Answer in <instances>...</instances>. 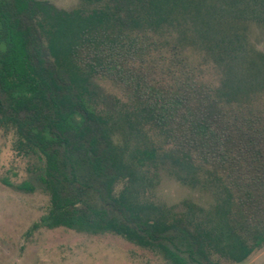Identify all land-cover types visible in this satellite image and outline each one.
<instances>
[{
  "label": "trees",
  "instance_id": "trees-1",
  "mask_svg": "<svg viewBox=\"0 0 264 264\" xmlns=\"http://www.w3.org/2000/svg\"><path fill=\"white\" fill-rule=\"evenodd\" d=\"M82 1L86 8L65 11L0 0V128L37 160L49 198L32 229L112 234L167 264L243 263L264 247V116L222 100L264 94V52L249 58L246 45L250 24L264 29V0ZM172 31L224 60L225 90L194 87L186 74L167 85L152 77L150 34ZM94 79L129 96V146L115 141ZM158 162L208 193L209 206L185 203L175 214L146 200L144 173ZM19 189L33 191L27 182Z\"/></svg>",
  "mask_w": 264,
  "mask_h": 264
},
{
  "label": "rangeland",
  "instance_id": "rangeland-1",
  "mask_svg": "<svg viewBox=\"0 0 264 264\" xmlns=\"http://www.w3.org/2000/svg\"><path fill=\"white\" fill-rule=\"evenodd\" d=\"M39 1L65 11L87 7L82 0ZM150 35L149 41H154L155 46L151 47L150 62L145 66L151 67L152 77L158 82L164 85L183 82L186 80L183 74H186L189 84L204 86L214 95L230 84L232 78L225 69L224 60L197 39L189 35L191 39L179 43L174 31ZM246 41L249 58L264 52V29L250 24ZM94 84L100 109L115 119V141L121 143L127 137L129 146L133 137L124 117L132 110L129 96L109 81L94 79ZM238 100L229 104L222 100V105L264 116L263 93ZM142 134L153 146H160L158 137L146 126L142 128ZM15 139L12 131L0 128V264H167L150 251L112 234L93 236L64 228L33 230L32 225L47 212L49 198L36 181L40 174L39 163L33 156L19 153L14 147ZM166 166L158 162L157 168H146L144 176L152 179L146 200L175 214L187 211L185 203L203 208L209 206L211 197L208 193L180 184L168 174ZM24 182L29 183L33 191L19 189ZM120 189L118 184L116 190ZM221 264L231 263L222 261ZM239 264H264V247Z\"/></svg>",
  "mask_w": 264,
  "mask_h": 264
}]
</instances>
